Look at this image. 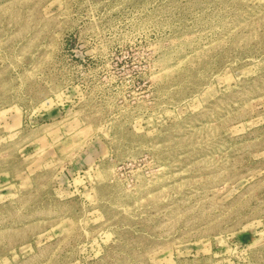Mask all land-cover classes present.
Returning a JSON list of instances; mask_svg holds the SVG:
<instances>
[{"label": "rangeland", "instance_id": "374dc122", "mask_svg": "<svg viewBox=\"0 0 264 264\" xmlns=\"http://www.w3.org/2000/svg\"><path fill=\"white\" fill-rule=\"evenodd\" d=\"M0 264H264V0H0Z\"/></svg>", "mask_w": 264, "mask_h": 264}]
</instances>
